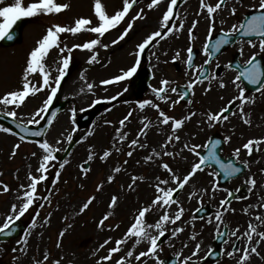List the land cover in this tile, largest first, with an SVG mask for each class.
Returning <instances> with one entry per match:
<instances>
[{
    "label": "rangeland",
    "instance_id": "1",
    "mask_svg": "<svg viewBox=\"0 0 264 264\" xmlns=\"http://www.w3.org/2000/svg\"><path fill=\"white\" fill-rule=\"evenodd\" d=\"M12 2L14 0H4L0 6ZM30 2L34 0H22V5L26 6ZM56 2L66 3L69 7L60 13L28 17L22 29L20 43L11 47H0V97L13 90H22L28 55L50 26L60 24L71 27L74 26L76 19L81 17L91 20V25L87 27L98 25L94 0H56ZM150 2L151 0H136L121 23L108 30L102 37L86 30L75 35L69 32L60 34V47L66 45L72 51L70 54L67 50L60 53L59 49L54 47L44 59L43 63L50 72V84L55 86L54 79L61 66V56L70 55L69 67L61 82L78 80L85 92H74L69 97L62 98V93L59 91L54 96L53 100L61 97L58 101H64L65 106L40 141H22L5 132L0 126V225L12 213V205L19 206L23 202L18 197L25 190L21 185L27 186L30 183L29 172L35 176L41 175L37 172V168L46 153L39 146V142L46 140L53 148L51 153L53 156L54 153L61 154L71 140L76 141V145L64 159L68 163L63 168H60V165L64 160L55 158L48 162L45 173L47 178L37 186L39 199L20 218L26 229L18 237L0 242V262L53 264V261H58L59 264H116L120 257H124L125 264H157L156 258L151 254L141 257L139 261L136 260L135 256L146 251L149 242L141 240L137 243V237L125 235L134 223L139 210L151 205L143 222L146 225H154L165 211L170 217H174L177 210L183 208L180 220L174 224L170 221H165L163 224L164 239L158 244L157 249V256L161 260L172 255L177 256V264H181L186 257H191L186 264H238L245 245H250L257 249V253H252L249 248V258L243 264H264V240L259 236L260 232H264V222H262L264 221V143L254 145L251 154L243 148L249 139L264 137V119L261 120L263 124L258 125L257 119L254 120V114H264V101L254 103L252 100L250 105L243 106V113L242 110H237L228 114L227 121L210 122L207 117L208 113H216L218 109L214 107L209 109L210 104L216 103L214 106H222L229 101L240 99L238 96L240 86L229 83L237 82L235 75L230 74L226 67L230 60V52L243 50L244 47V52L239 58L242 63L253 54L264 56V49L261 48L259 40H252L251 45L240 40L233 45L229 44L231 46L210 64V75L206 80L197 81L192 85L190 88L192 98L201 97L200 102L208 106L207 109L196 107L194 102L193 108L188 106L176 107L174 110L169 108L177 98V95L171 91L172 84L188 85L196 78L193 71L203 63L205 57L202 54L205 53L203 47L210 37L209 26L214 25L212 35L221 29L228 32L233 26L238 29L244 14L259 9L254 7L258 5V0H225L221 8L214 13V19L209 18L206 8H201L200 0H188L164 27L160 26V21L170 0H160L158 5L149 9ZM101 3L109 15L123 8V0H101ZM216 3L217 0H205V4ZM232 9H235V13ZM141 10L143 18L133 20L132 18ZM193 21L197 23L190 39L188 29L192 28ZM129 22L133 24L132 29L123 40L112 44ZM181 22L183 28H179ZM173 24L179 30L164 36L166 28L172 27ZM157 30L161 32V37L154 38V41L140 53L137 71L146 68L152 76L142 97L135 100L134 92L129 88L132 77L107 85L101 83L103 80L121 75L122 70L126 71L132 67L136 62L137 45ZM96 38H99L101 43L91 50L72 48L74 44H83ZM103 45L108 47L105 48ZM189 47L199 52L198 63L196 62L195 68L191 69H187L184 65ZM93 53L96 55V60L89 62ZM174 62L179 64L180 70L177 72L174 69ZM220 64L224 66L223 73L212 74V68ZM28 79L37 87L43 83L39 70L29 74ZM162 80L169 81L167 90L163 94L166 96L164 100L159 99L153 91L161 87ZM221 82L224 84L223 87ZM89 84L92 85L91 90L88 88ZM224 92L227 96L220 98ZM49 94L50 88L46 87L42 91L30 94L19 107L0 102V113L8 115V112L15 111L16 115L12 117L16 121L34 125L36 123L28 121L38 119L40 122L44 111L38 112V110L43 107ZM113 96L116 99H105ZM143 100H151L153 104H158L160 110L175 119H181L179 117L181 113L184 117L181 119L184 121L182 126L173 131L172 122L161 123L162 120L157 117L151 105H146L143 109L139 107V102ZM93 101L98 102L93 103ZM84 107L92 109L90 113L94 114V118L86 128H76L70 118L73 113H81ZM159 109L157 111L160 112ZM189 111L197 112L191 118L185 119ZM129 112H131L130 116ZM125 116H128V119L122 126L120 121ZM245 120H249L250 123H245ZM145 124L149 127L141 133ZM117 129L121 135L126 134L123 140L119 139ZM213 133L219 134L224 140L223 155H233L237 162L245 165V172L229 180L225 186L219 187L216 184L214 170L210 168L198 170L183 188H177L173 193L172 199L176 202L161 206L163 203L161 200L159 204L152 205V200L157 195L163 197L162 192H157L156 186L159 184L165 191L170 187L176 188L177 182L172 180L173 175L182 180L191 170L192 164L199 160L195 152L190 149L194 145H205ZM69 136L71 140L68 139ZM176 136H179L178 140L175 139ZM225 137L229 139L225 140ZM132 140H137L138 143L132 145ZM185 144L188 145L187 148ZM16 145L19 147L15 148ZM237 148L240 149L239 156L234 154ZM202 149L203 147H197L195 151L200 152ZM106 150L110 155L101 159ZM129 152L132 153L131 156L128 155ZM90 153L93 156L92 160H88ZM164 163L169 165L171 172L162 167ZM117 167L120 168L119 172L114 171ZM109 176L113 177L110 182L107 179ZM133 177L137 179L133 181ZM250 179L256 181L254 186L249 183ZM4 185L8 186L7 191H4ZM98 185H101L99 190ZM229 193L232 195L230 196ZM113 196L117 197V202L109 207ZM89 197L94 199L89 207L81 212L82 205ZM226 198H230V201L228 202ZM221 201L226 202L222 204ZM205 205L212 209L211 214L196 219L195 210ZM218 212L221 215L219 221L215 218ZM105 214H108V219L101 225L100 221ZM258 215L261 219L256 218ZM33 217H35L34 226ZM250 223L256 228L252 233V241H248L244 236L249 230ZM223 226H226L228 232L225 243L220 246V256L214 261L202 263L207 252L214 247L215 234L220 232ZM175 228H182L183 231L173 236L172 232ZM146 231L151 235L159 234V230L155 227L146 228ZM234 231L236 235H232ZM106 240L107 244L104 243ZM117 240L124 241L119 245L120 250L113 253L110 260H101V257L108 255L110 248L117 247ZM197 244L201 247L193 256ZM234 245L241 251L234 252V255L229 257L227 253L234 251ZM129 251L133 252V256H127ZM46 254L47 260L44 259Z\"/></svg>",
    "mask_w": 264,
    "mask_h": 264
},
{
    "label": "snow or ice",
    "instance_id": "2",
    "mask_svg": "<svg viewBox=\"0 0 264 264\" xmlns=\"http://www.w3.org/2000/svg\"><path fill=\"white\" fill-rule=\"evenodd\" d=\"M135 2H136V0H123L122 10H118L114 14L109 15L106 13V11H105L102 3H101V0H94V12H95V14L99 20V23L97 26L87 27V26L91 25V20L88 18H84V17L76 19L74 26H71V27L62 26L60 24H55V25L50 26L47 29L46 33L42 36V38L37 41V46L35 48H33L28 55L26 67L24 69L22 90H13V91L5 93V95L3 97H0V102H2L3 104H6V105L7 104H15L17 107H19L23 102H25L26 97H28L30 94H35L39 91H42L43 89H45L47 87V88H50V94L48 95L47 99L44 101L43 107L41 109H39L38 112H43V111L48 110V106L51 104L54 96L58 92L59 87L61 85V81L65 77L67 70H68V67H69V64H70V55L69 56H61V58H60V65L61 66L58 69V75L54 79V85L55 86H52V84H50V72L46 69V65L43 63L44 59L48 56L50 50L54 47L58 48L60 53H63V52H65V50H67L70 54L72 51V49L67 48L66 45L64 47H60V43H59L60 34L65 33V32H69V33H72L75 35L77 33H80L82 30H86V31H89L91 33H97V34H99L100 37H102V36H104V34L108 30L115 28L116 26H118L121 23V21L129 13L130 8L133 6V4ZM3 3H4V0H0V4H3ZM159 3H160V0H151V2L148 4V8L151 9L154 6L158 5ZM176 4H177V0H170V2L168 3L167 10L163 13L162 19L160 21L161 27H164V26L169 24L170 19L174 15L173 9H174V6ZM200 4H201L202 9L206 8L209 18L214 19V13L218 9L221 8V6L223 5V0H217V3L215 5L205 4V0H200ZM68 7H69L68 4L57 3L56 0H34V2H30L26 6L22 5V0H14V2H12V3L5 4V6H0V18H2V19H0V40H3V39L12 40L13 39V33H12L11 29L13 28V25H15L17 23V21H19L23 17H32V16H36L39 14L60 13L62 10L66 9ZM254 7H258L259 9L264 10V0H258V5H255ZM232 12L235 13V9H232ZM137 18H143L142 10H141V12H138L136 14V16H134L132 19L135 20ZM196 23H197L196 21H193L192 28L188 29L190 39L192 38V32H193V29L196 27ZM132 27H133L132 22H129L127 27L120 34V36L117 37V39L112 41V44H116L120 40H123L124 37L128 34V32L132 29ZM179 28H183V22L180 23ZM179 28H177L175 26V24H173L172 27L166 28V31L163 33V35L167 36L169 33H172L174 31L179 30ZM242 28H243V32L245 34H256L257 36L264 37V11H261L259 15L250 16L247 23L245 25H243ZM213 31H214V25H210L208 28V35L211 36L213 34ZM221 31L223 32V36L221 38L217 39L215 41V43L211 45V49H212L211 52L209 51L208 44L207 43L205 44L204 51L209 56H211L213 52H218L221 49L222 45L227 44L229 42V38L233 35V33L237 32L238 29L235 26H233V28L228 32H224L223 29H221ZM161 35L162 34L159 30L154 31L150 35H148L143 40V42H141L140 44L137 45L138 51L136 52L135 64L132 67L128 68L126 71L122 70L121 75L114 76L109 80H103V81H101V83L107 85L110 83L119 82V81L124 80L126 78H131L137 72V67L140 63V53L143 52V50H145V48L151 42L154 41V38L161 37ZM100 43H101L100 39L96 38V39H92L90 41H86L83 44H74L72 46V48H82V49L91 50L95 45H98ZM248 43L251 45L253 42L251 40H249ZM259 44H260L261 48L264 49V38H261L259 40ZM103 46L105 48L108 47L107 45H103ZM187 51H188V58H187L188 63L191 64L192 63V49H191V47H189ZM173 59H175V57H173ZM95 60H96V55H95V53H93V55L89 58V62H94ZM205 63H208V61H205ZM247 63L250 66L246 67L244 69V72L241 73V75L244 76V78L246 80H248L250 83L256 84L257 81L260 80V75H261L259 65L256 63H252L251 60L248 61ZM38 70L43 77V83L40 84L39 87H37L34 84H31V82L28 79L29 74L36 73ZM201 73H203V68H201ZM81 76L83 77V74H81ZM236 79L239 80L240 77L237 76ZM196 82H197L196 80L191 81L188 84V88L190 89L192 87V85ZM168 84H169V81L162 80L161 81V87L153 89V91L155 92V95L159 99H161V100L166 99V96L163 94L166 92V90H167L166 86ZM223 86H224V84H223V82H221V87H223ZM262 87H264V84H262ZM88 88H89V90H91L92 85L89 84ZM171 91L177 92V89L175 87H173L171 89ZM257 91H260V89L258 88ZM239 93H240L239 98L241 101L246 99V97L244 95L245 94L244 88H242V87L239 88ZM118 95H119V93H118ZM105 99L114 100V99H116V97L115 96L106 97ZM97 102L98 101H93V103H97ZM178 102L179 101H175L174 103H178ZM228 103L231 104L232 101H229ZM146 105H151L152 107H155V108L159 107V105L153 104V102L151 100H143V101L139 102L140 108H144ZM227 111H229V109L221 108L220 111L217 113H211L210 112L207 114L208 120L210 122L211 121H218V120L227 121L228 116L222 115V113H226ZM7 114L9 116H15L16 112L10 111ZM52 115L54 116L55 113L53 112ZM130 115H131V112H129V116ZM159 116L163 118L162 121H160L163 124H168L170 121H172L171 127H172L173 131L180 128L184 122L181 119H175L171 116L166 115L163 111H160ZM41 118H43V117H41ZM127 119H128V116H125L124 119H122L120 121V124L123 126ZM185 119H187V118H185ZM28 122L29 123H39V120L38 119L37 120H30ZM49 122H51V120ZM106 123H109V122L106 121ZM245 123H250V121L245 120ZM148 127H149V125L145 124L144 128L141 129V133H143L144 129H146ZM3 130L5 132L10 131V129H7V128H5ZM73 131H75V129H73ZM37 135H39V133H37ZM117 135H118L119 139L123 140L124 135H126V134L121 135L119 129H117ZM68 139L71 140V136H69ZM169 139H171V137ZM175 139L178 140L179 136H176ZM228 139H229L228 137H225V140H228ZM137 143H138L137 140L131 141L132 145H136ZM220 143L221 142L219 140L214 141L211 148H209L206 156H202L201 153L198 151H195V149L197 147L208 148L207 144H205L203 146L194 145L190 149V151L195 152V155L197 157H199L198 162L192 164L191 170L183 177L182 180H180L178 177L173 175L172 180L177 182L176 188L170 187L167 189V191H165L158 184L156 186V190H157V192H162L163 197H161L160 195H157L152 200V205L159 204V202L161 200L163 202L161 206L169 205V204L176 202L172 199L173 193L176 192L177 188H183V186L191 179V177H193L196 174V172L198 170H202V165L208 163V161L215 160L217 163H220L221 167L224 169L225 175H227V176H232L235 173L240 172V169L234 165L229 164L228 166H224L221 163L219 157L216 154V148ZM260 143H264V137H261L258 139L257 138L249 139L243 145V148L248 150L249 154H251V152L253 150V146L259 145ZM39 146L46 153L45 155H43L41 162L39 164V167L37 168V172L41 173V175L35 176L31 172H29L30 183L27 186L21 185V188H23L25 190L23 191L22 195L20 197H18V199H21L23 202L21 204H19V206L17 204L12 205V213L9 214L5 218V222L2 225H0V232H4L5 230L9 229L10 226H13L14 222L16 220H19L21 217H23L25 215V213L30 209V207L36 202V200L39 199V197L37 196L38 183L46 180L47 177H46L45 173L47 172L48 162L55 159V157L51 155V153L53 152V148L46 140L43 142H39ZM18 147H19V145L15 146V148H18ZM141 147H143V145H141ZM185 147L187 148L188 145L185 144ZM15 148L13 150V154L15 153ZM239 152H240L239 148L234 150V154L236 156H239ZM33 155H35V153H33ZM109 155H110L109 151L106 150V151H104L103 155L101 156V159H105ZM128 155L131 156L132 153L129 152ZM157 155H159V153H157ZM166 155L171 156L172 153H166ZM92 159H93V156L90 153L88 156V160H92ZM146 159H151V157H146ZM67 163H68V161L64 160V162L60 165V168H63L64 165ZM162 167L164 169L168 170L169 172L172 171V169L169 167V165L167 163H164L162 165ZM114 171L119 172L120 168L117 167L114 169ZM58 177H59V171L57 172V178ZM107 179L110 182L113 179V177L109 176ZM136 179H137L136 177H133V181H135ZM141 179H142V177H141ZM55 182L56 181L54 180L53 183H55ZM162 183L167 184L168 182L162 181ZM249 183L254 186L256 181L254 179H250ZM100 187H101V185H98L97 189L99 190ZM129 187H131V185H129ZM7 190H8V186L4 185V191H7ZM229 195L231 196L232 193H229ZM45 199H47V198L45 197ZM93 199H94V197H89L88 200L82 205L80 211L83 212L85 209H87L89 207V205L91 204ZM116 202H117V197L113 196L111 199L109 207L114 206L116 204ZM225 202L226 201H221L222 204ZM150 208H151V205L139 210V213L136 216L134 223L129 227V229L127 230L125 235L126 236L134 235L135 237H137V243H140L141 240H147L149 242V247L147 248V250L142 251L138 255L135 256L136 260L139 261L141 259V257H146L149 254H151L153 257L156 258L157 264H165V262L157 256V249L159 247L158 241L164 235V232H165L163 224L165 221H170L174 224L176 221L180 220L181 216L183 214V208L178 209L174 217H170L168 215L167 211H165V213L160 216L159 221L156 222L154 225H146L143 222L145 219V215L150 210ZM245 211H247V209H245ZM37 215H38V213H37ZM215 218L218 221L221 220V215L219 212L216 214ZM256 218L261 219V217L259 215ZM107 219H108V214H105V216L101 219L100 224L103 225L104 221ZM34 222H35V217H33V226H34ZM262 222H264V221H262ZM150 227H155L156 229H158L159 234L158 235L149 234L146 231V228H150ZM182 231H183L182 228H175L174 231L172 232V235L175 236L176 233L182 232ZM255 231H256V228L250 223L249 224V230L244 233V236L247 238L248 241H252V239H253L252 233ZM26 235H27V233H26ZM61 235H63V233H61ZM232 235H236V232L235 231L232 232ZM259 236H260L261 240H264V232H260ZM22 239H23V237H22ZM123 242H124L123 240H117L116 241L117 247L110 248L108 255L101 257V260H110L112 258V254L117 253L120 250L119 245H121ZM17 243H20V241H17ZM104 243L107 244L108 241L106 240ZM257 243H259V241H257ZM101 247H103V245H101ZM200 247H201L200 244L196 245V251H194L192 253L193 256H195L197 254ZM249 248H250V251L252 253H257V249L255 247H250V245H245V247L243 249V254L240 256V260H239L238 264H243V262L249 258ZM239 251H241V250L239 248L235 247V245H234V251H229L227 253V255L229 257H231L234 255V252H239ZM177 255H179V254H177ZM127 256L128 257L133 256V252L129 251L127 253ZM44 259L45 260L48 259L47 254L45 255ZM190 259H191V257H186L184 259V261L181 262V264H186V262ZM37 264H39V262H37ZM53 264H59V262L53 261ZM116 264H125V258L120 257V259L116 261Z\"/></svg>",
    "mask_w": 264,
    "mask_h": 264
},
{
    "label": "flooded vegetation",
    "instance_id": "3",
    "mask_svg": "<svg viewBox=\"0 0 264 264\" xmlns=\"http://www.w3.org/2000/svg\"><path fill=\"white\" fill-rule=\"evenodd\" d=\"M238 40H240L241 42L242 41H245L246 43H248V41L249 40H247V39H245V38H239V39H237V40H235V42L236 41H238ZM253 40H260V39H253ZM252 41V40H251ZM234 42V43H235ZM233 43V44H234ZM242 52H244V47H243V50H235L233 53L232 52H230V60H229V62H228V64H227V70L230 72V74H233V76L235 75V77H237V76H239V73H238V71L237 70H234L233 68H231V63H232V61H233V59L234 58H236L237 59V61L241 64V65H245V64H247V62L252 58V57H254L255 55L253 54V55H251L250 57H249V59L247 60V61H245L244 63H242V62H240V60H239V58H240V56L242 55ZM222 53V52H221ZM199 54V52L196 54V58H195V61L193 62V66L192 67H190L189 69H191V68H193L194 66H195V64H196V62L198 63V55ZM202 54H204L205 55V57H204V59H203V63L200 65V66H198V68L197 69H195L194 71H193V74H195L196 75V78H195V80L196 81H200V82H203L204 80H206V79H202V80H200V79H198L197 78V76H198V74H199V71H200V69L202 68V66L205 64V61H207V58H208V54L207 53H202ZM258 55H260V54H258ZM260 56H262L263 57V59H264V56L261 54ZM217 57H219L218 55L216 56V57H214L213 59H211L210 61H209V63H208V68H209V71H208V74H207V77L210 75V64L212 63V61L215 59V58H217ZM186 66V65H185ZM195 68V67H194ZM227 70H225V71H227ZM223 71H224V66L223 65H215L213 68H212V74H214V75H219V74H222L223 73ZM224 76H226V75H223V77ZM206 77V78H207ZM237 80V79H236ZM216 81V80H215ZM197 83V82H196ZM227 83V82H226ZM229 83H234V84H238L239 86H240V88L242 87V88H244L245 89V94L244 95H246V99H244L243 101H241L240 99H238V100H235V101H233L231 104H229L228 102L227 103H225L224 105H222V106H214L216 103H214V104H210L209 105V109H211V108H218L217 109V111H216V113L217 112H219L220 111V109L221 108H227V109H229V111H227L226 113H222V115H228V114H230L231 112H234V111H239V110H242V113L244 112V110H243V106L245 105V104H247V105H250V102L252 103V100H254V103H257L258 101H264V94H262V92L264 91V87H262V84H264V82H262V83H260V85H258L259 83L257 82L256 84H253L252 86H253V88L252 89H248L247 87H246V85L243 83V82H241L240 81V79L239 80H237V82H229ZM174 85V84H173ZM254 87H256V88H254ZM260 89V91H257V89ZM238 96H240V93L238 92ZM227 96V93L226 92H224V95H222L220 98H222V97H226ZM178 98H179V96H178ZM203 98V97H202ZM200 100H201V97H196L195 99H194V97L192 98V95L190 96V100L188 101V103L187 104H185V105H180V107L179 108H184V107H190V108H193L194 107V104H195V106L196 107H198V108H202V109H207V107L208 106H206V105H204V104H202L201 102H200ZM193 102H194V104H193ZM172 110H174L175 108L172 106V108H171ZM236 109V110H235ZM198 111H201V110H198ZM197 112V111H196ZM196 112H193L192 113V111L190 112H188L186 115H185V118H191L193 115H195L196 114ZM258 112V111H257ZM259 113V112H258ZM255 115V118H254V120H256L257 119V125L258 124H263L262 123V119H264V114H262V113H259V115H256V114H254ZM179 117L181 118V119H184V117L182 116V114L180 113L179 114Z\"/></svg>",
    "mask_w": 264,
    "mask_h": 264
},
{
    "label": "water",
    "instance_id": "4",
    "mask_svg": "<svg viewBox=\"0 0 264 264\" xmlns=\"http://www.w3.org/2000/svg\"><path fill=\"white\" fill-rule=\"evenodd\" d=\"M259 14H260V12L254 13V15H259ZM25 22H26L25 18H21L19 21H17V23L15 25H13V28L11 29V31L13 33V39L12 40H8V39L0 40V45L9 46V45H12V44L18 42L20 40L21 28ZM253 35H256V34H253ZM259 64H261V63H259ZM147 79H148V75L146 73H143L140 77L139 82H137V85L139 86L140 91H142L145 88ZM63 105H64L63 103H59V104L52 106L50 108L49 112L44 117L43 124H41L35 128H32V127L30 128V127H25V126H22L19 124H15L14 122L12 123V121L7 120L5 118H0V119H4V120H6V122H9L10 125H14L15 127L13 129L16 130L17 132L23 134L24 136L31 137L34 139H38L43 135L46 128L48 127V125L50 123L49 121L53 117L52 113L53 112L56 113L59 109H61L63 107ZM37 133H39V135H37ZM207 213H209L208 208L202 209V210H199L197 212V216L200 217L202 214H207ZM20 228H21V226L18 224V222H16V223H14L13 226H10L9 229L5 230L4 232H1L0 238L2 240H5V239H8L10 237H15L18 234Z\"/></svg>",
    "mask_w": 264,
    "mask_h": 264
},
{
    "label": "bare ground",
    "instance_id": "5",
    "mask_svg": "<svg viewBox=\"0 0 264 264\" xmlns=\"http://www.w3.org/2000/svg\"><path fill=\"white\" fill-rule=\"evenodd\" d=\"M59 91L62 93L63 97H69L74 92L76 93H84L85 89L82 87L81 82L77 81H63L61 82V85L59 87V90L56 94L59 93ZM61 97L56 98L55 100L60 99Z\"/></svg>",
    "mask_w": 264,
    "mask_h": 264
}]
</instances>
